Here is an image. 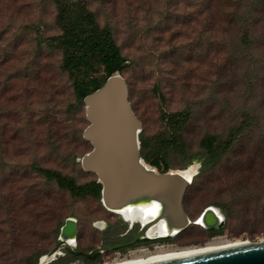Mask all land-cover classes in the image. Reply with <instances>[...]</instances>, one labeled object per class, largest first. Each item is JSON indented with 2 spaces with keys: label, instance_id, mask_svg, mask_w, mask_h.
Returning a JSON list of instances; mask_svg holds the SVG:
<instances>
[{
  "label": "rangeland",
  "instance_id": "rangeland-1",
  "mask_svg": "<svg viewBox=\"0 0 264 264\" xmlns=\"http://www.w3.org/2000/svg\"><path fill=\"white\" fill-rule=\"evenodd\" d=\"M189 2L89 0V7L101 25L110 23L127 58L121 74L142 123L140 134L153 142L165 134L162 116L191 111L182 132L188 150L171 148L168 170L181 169L204 134L223 138L245 115L254 116L220 162L188 185L183 205L190 221L208 205L224 215L220 237L211 244L261 241L264 53L257 43L234 53L227 33L204 25L198 6ZM55 13L50 0H0V108L13 109L0 117V264H28L27 255L34 253H40L37 264H44L39 258L54 246L69 217L78 220L88 241L103 230H117L123 220L111 215L100 197L74 196L32 168L59 171L77 183L96 179L79 161L90 143L82 134L72 135L88 123L84 105L79 107L71 79L59 70L60 52L44 42L59 33ZM190 164L199 171L197 160ZM94 221L103 222L104 229ZM184 233L198 238L203 229L191 222Z\"/></svg>",
  "mask_w": 264,
  "mask_h": 264
},
{
  "label": "trees",
  "instance_id": "trees-1",
  "mask_svg": "<svg viewBox=\"0 0 264 264\" xmlns=\"http://www.w3.org/2000/svg\"><path fill=\"white\" fill-rule=\"evenodd\" d=\"M50 1L56 9L54 23L59 33L47 37L44 42L46 40L48 47L60 52L59 70L71 79L75 100L81 108L83 97L98 88L114 72L121 73L127 58L121 54L110 23L103 25L99 23L96 12L89 7V0ZM189 1V5L196 3L198 6L204 25L220 26L222 32L227 33L233 44L234 53L241 48L250 50L255 43L256 48H260V52L264 53V0ZM12 111V108H0V117H6ZM190 114V109H187L162 116L166 124L165 134L153 142L139 132V152L144 161L161 171H167L170 167L167 156L171 148L177 153L188 150L182 132ZM245 116L242 121L229 127L223 138L213 133L202 136L199 150L181 167L188 166L192 160H197L200 164L199 171L189 186L197 182L198 176L214 168L231 149L235 140L249 129L253 123L250 119L254 116ZM82 130L74 129L73 137L77 139ZM32 168L46 180L54 181L58 187L67 189L74 196L93 194L100 197L101 184L97 179L77 183L74 178L59 171L37 164H33ZM218 205L224 209V205ZM38 256L40 253L27 255L28 264H37Z\"/></svg>",
  "mask_w": 264,
  "mask_h": 264
},
{
  "label": "water",
  "instance_id": "water-1",
  "mask_svg": "<svg viewBox=\"0 0 264 264\" xmlns=\"http://www.w3.org/2000/svg\"><path fill=\"white\" fill-rule=\"evenodd\" d=\"M126 82L116 71L83 97L88 123L82 130V137L90 143L91 149L81 156L80 165L83 170L96 175L101 184L100 201L104 207L120 208L140 197L157 200L162 204L161 211L146 222L155 225L165 218L169 231H180L195 222L190 221L183 198L198 171L188 173L189 164L183 169L187 171L184 174L181 170L159 172L144 161L139 152L142 123L133 111ZM211 206H206L200 213L205 228L222 223L213 215ZM207 214H211V218L208 219ZM75 233V219L69 217L60 228L57 244L46 254L55 258L61 245L67 251L75 252L64 241L67 237H75ZM40 262L47 263L41 259ZM145 264H264V240Z\"/></svg>",
  "mask_w": 264,
  "mask_h": 264
},
{
  "label": "flooded vegetation",
  "instance_id": "flooded-vegetation-1",
  "mask_svg": "<svg viewBox=\"0 0 264 264\" xmlns=\"http://www.w3.org/2000/svg\"><path fill=\"white\" fill-rule=\"evenodd\" d=\"M109 213L111 215L117 214L116 216L124 220L121 219L122 222L117 230H103V228L100 235H92L88 241L84 233H81L78 229V220H75L76 233L74 237L75 241L72 246L75 252L67 251L61 245L59 248L61 249V254L57 255L49 262L58 260L56 264H115L131 259H146L151 256L165 253L173 254L175 252L202 247L208 243L216 242V238L220 237V227L222 226V224H220L218 227L205 228L202 225L196 224L203 229V234L193 239H189L185 236V228L174 234L168 233L167 235L158 234L150 236L148 230L152 225H149L148 222L145 221L144 224L138 219L129 221L118 213ZM140 231H142L141 234L131 242L134 236ZM57 242L58 237L54 246ZM96 248H99V250H96Z\"/></svg>",
  "mask_w": 264,
  "mask_h": 264
},
{
  "label": "bare ground",
  "instance_id": "bare-ground-1",
  "mask_svg": "<svg viewBox=\"0 0 264 264\" xmlns=\"http://www.w3.org/2000/svg\"><path fill=\"white\" fill-rule=\"evenodd\" d=\"M181 168L179 170H181V172L184 174L187 171L183 170L185 169ZM196 169V165L195 164H191L188 173H194ZM161 206L162 204L157 201V200H153V199H148L146 197H140L137 198L135 200H132L131 202H129L127 205L120 207V208H106L109 211H112L114 213H118L120 215H122L125 219L129 220V221H133L134 219H138L140 222L145 223V221H150L152 218L158 216V214L161 211ZM210 209L213 211V215L218 217V220L223 222L224 217L222 216L221 212L214 206H211ZM207 218H211V214H207ZM192 221V223H196L199 225H202L203 227L205 226L204 220L203 218L200 217V214ZM142 223V224H143ZM94 225L97 226L98 228H103L104 227V223L101 221H96L94 222ZM174 231V230H173ZM172 230H168L167 225H166V220L165 218H163L160 222H158L155 225H152L149 230H148V234L150 236L153 235H167L168 233L170 234H174L178 231L175 230V232H173ZM65 243L67 245H71L73 246L75 238L74 237H67L64 239ZM248 243L247 240H241V239H235V240H231V241H225L223 243H219V244H206L205 246L202 247H195V248H191V249H186L180 252H175V253H165L162 255H156V256H151L149 258L146 259H131V260H125L122 262H118L115 264H145L148 262H156V261H162V260H167V259H172V258H176V257H184L185 255H193V254H197V253H204V252H210V251H215V250H220V249H225V248H230V247H234V246H239V245H244ZM61 254V249L58 250V252L56 253V255H60ZM183 255V256H182ZM53 256L52 255H47L44 254L42 255V257L40 258L42 262H48L50 260H52Z\"/></svg>",
  "mask_w": 264,
  "mask_h": 264
}]
</instances>
